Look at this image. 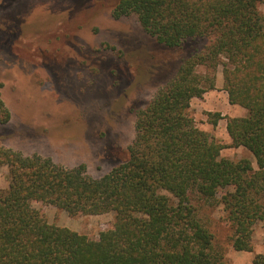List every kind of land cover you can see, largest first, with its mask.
<instances>
[{
	"label": "trees",
	"instance_id": "1",
	"mask_svg": "<svg viewBox=\"0 0 264 264\" xmlns=\"http://www.w3.org/2000/svg\"><path fill=\"white\" fill-rule=\"evenodd\" d=\"M264 0H118L113 18L136 15L169 49L207 40L136 114L129 158L100 179L85 165L68 169L50 158L0 148L10 185L0 190V264H225L200 205L222 206L237 252L253 251L254 227L264 221ZM204 67L205 74L198 69ZM222 68L230 105L247 111L229 119L237 161L201 131L193 99L215 89ZM217 126L220 114L211 115ZM11 119L0 95V123ZM43 203L70 216L113 213L98 240L49 224L33 207ZM254 264H264V253Z\"/></svg>",
	"mask_w": 264,
	"mask_h": 264
},
{
	"label": "rangeland",
	"instance_id": "2",
	"mask_svg": "<svg viewBox=\"0 0 264 264\" xmlns=\"http://www.w3.org/2000/svg\"><path fill=\"white\" fill-rule=\"evenodd\" d=\"M117 1L0 0V95L11 115L0 123V148L50 158L68 169L85 165L94 179L128 160L137 112L209 41L169 49L136 15L114 19ZM260 11L264 14V4ZM191 111L197 127L224 145L223 158L248 159L257 170L249 151L232 147L229 119L246 117L247 111L230 105L221 67L215 89L193 99ZM215 114L221 115L216 127ZM9 185V168L0 166V190ZM33 207L49 224L92 240L115 221L113 213L70 216L43 203ZM199 207L225 264H254L264 253V221L254 227L253 251L237 252L223 207Z\"/></svg>",
	"mask_w": 264,
	"mask_h": 264
}]
</instances>
